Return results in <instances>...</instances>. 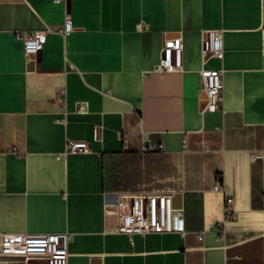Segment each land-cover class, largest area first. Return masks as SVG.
<instances>
[{"label": "crops", "instance_id": "1", "mask_svg": "<svg viewBox=\"0 0 264 264\" xmlns=\"http://www.w3.org/2000/svg\"><path fill=\"white\" fill-rule=\"evenodd\" d=\"M46 28L28 57L17 32ZM212 28L223 109L202 113ZM175 37L183 69L154 71ZM263 153L264 0H0V233L69 231V264H264ZM123 193H171L184 233L118 231Z\"/></svg>", "mask_w": 264, "mask_h": 264}, {"label": "built area", "instance_id": "2", "mask_svg": "<svg viewBox=\"0 0 264 264\" xmlns=\"http://www.w3.org/2000/svg\"><path fill=\"white\" fill-rule=\"evenodd\" d=\"M65 2L66 0H55ZM72 17L65 15L64 27L61 33L67 35L74 30ZM138 29L149 28L144 22H139ZM50 28L43 30L17 32L18 38L23 40L25 54L29 57L43 47L46 33ZM201 54L203 66L200 70L202 77V90L205 94V111H218L223 109L224 99V69L206 68L204 64L209 58L224 57V29L212 28L202 31ZM183 69V43L180 37L166 40L154 71L165 73ZM147 73L144 75L146 76ZM87 110L85 103L78 105L77 111L83 113ZM151 132L143 130L141 133L142 149L164 148L162 143H151ZM186 139L184 143H186ZM89 142L82 139H67L63 153L88 152ZM62 154H59L60 157ZM264 158V153L260 155ZM221 188L218 179L215 189ZM116 205L120 210L118 214L117 230L133 236L135 234L164 233L180 231L184 218L181 209L175 206L171 193H123L118 196ZM234 212V201L227 198L225 217L229 218ZM73 235L69 231L55 233H29L14 232L0 233V256L5 259L0 264H69V244ZM202 238V236H200Z\"/></svg>", "mask_w": 264, "mask_h": 264}]
</instances>
